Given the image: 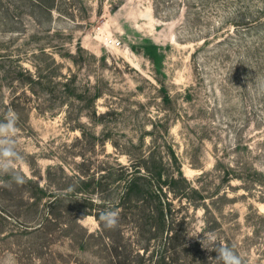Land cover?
<instances>
[{
	"label": "rangeland",
	"instance_id": "1",
	"mask_svg": "<svg viewBox=\"0 0 264 264\" xmlns=\"http://www.w3.org/2000/svg\"><path fill=\"white\" fill-rule=\"evenodd\" d=\"M44 1L0 0V120L19 114L28 178H0V261L109 264L104 231L133 264L179 235L217 264L210 234L264 264V0ZM147 169L172 230L123 199ZM109 206L115 231L78 221Z\"/></svg>",
	"mask_w": 264,
	"mask_h": 264
},
{
	"label": "trees",
	"instance_id": "2",
	"mask_svg": "<svg viewBox=\"0 0 264 264\" xmlns=\"http://www.w3.org/2000/svg\"><path fill=\"white\" fill-rule=\"evenodd\" d=\"M35 1L44 8H50L53 4L49 3L48 1H46L48 4H46L44 0ZM52 2H55V0H52ZM161 178V173H155L153 170L147 169V174L144 177L146 181L142 183L136 180L135 177L130 178L126 182V187L122 194L124 195L123 199H130V197L133 195L137 201L144 202V206L146 205L148 208V211L146 212V220L150 225V231L155 227L162 230H172L174 228L175 222H178V217L174 213L175 210H173L171 203L168 202V199H166L163 194H161L162 188L158 186V182H160ZM145 186L146 189H144ZM101 237L102 239L106 238L111 241L110 244L104 239V244L107 247L105 249H108L111 254L109 264H133L132 260H129L127 257L125 259L129 262L118 258L119 253H116V247L114 246L109 233L101 231L100 238ZM174 238H176L175 233H172L171 235L169 234L166 237V241L169 242ZM169 246L170 247L166 248V253L160 255L154 264H196L198 262L201 264H208L207 259L203 256L199 248H197V250L200 252L201 257L200 259L198 258V260L196 259V254L193 251L192 246H188L186 239L180 235L176 238V244L173 243ZM176 248L182 249L178 251ZM129 253L130 252L125 249L123 255Z\"/></svg>",
	"mask_w": 264,
	"mask_h": 264
},
{
	"label": "clouds",
	"instance_id": "3",
	"mask_svg": "<svg viewBox=\"0 0 264 264\" xmlns=\"http://www.w3.org/2000/svg\"><path fill=\"white\" fill-rule=\"evenodd\" d=\"M18 122L19 114L12 108H8L4 118L0 120V178L7 177L4 186L8 188L21 187L28 183L26 174L20 168L25 158L17 144V136L20 131ZM78 221L92 223L97 227L102 226L106 230L115 231L120 226V211L109 206L99 211L97 217L83 215ZM207 239L212 242V246L204 243L205 238L201 243L208 251L216 253L215 258H210L211 260H215L217 264H244L243 258L233 246L216 245V237L212 234ZM0 264H16L14 254H6Z\"/></svg>",
	"mask_w": 264,
	"mask_h": 264
}]
</instances>
